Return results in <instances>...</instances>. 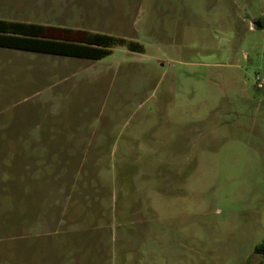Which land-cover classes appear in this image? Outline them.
<instances>
[{
	"label": "rangeland",
	"instance_id": "rangeland-1",
	"mask_svg": "<svg viewBox=\"0 0 264 264\" xmlns=\"http://www.w3.org/2000/svg\"><path fill=\"white\" fill-rule=\"evenodd\" d=\"M0 19L143 47H0V264H264V0H0Z\"/></svg>",
	"mask_w": 264,
	"mask_h": 264
},
{
	"label": "trees",
	"instance_id": "trees-1",
	"mask_svg": "<svg viewBox=\"0 0 264 264\" xmlns=\"http://www.w3.org/2000/svg\"><path fill=\"white\" fill-rule=\"evenodd\" d=\"M51 28L63 31L64 35L47 36L46 31ZM69 34L74 38L69 39ZM115 45L139 52L143 50L142 45L136 41H127L123 37L102 32L0 19V47L94 60L111 53ZM254 251L264 254V241L255 245Z\"/></svg>",
	"mask_w": 264,
	"mask_h": 264
},
{
	"label": "crops",
	"instance_id": "crops-1",
	"mask_svg": "<svg viewBox=\"0 0 264 264\" xmlns=\"http://www.w3.org/2000/svg\"><path fill=\"white\" fill-rule=\"evenodd\" d=\"M13 193V192H12ZM6 194H9L10 195V192H6ZM16 203V202H15Z\"/></svg>",
	"mask_w": 264,
	"mask_h": 264
}]
</instances>
